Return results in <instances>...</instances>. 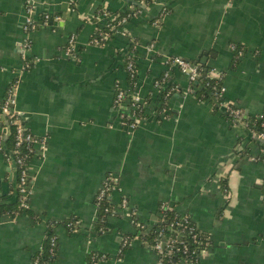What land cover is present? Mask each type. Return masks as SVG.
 <instances>
[{
    "label": "crops",
    "instance_id": "0c3cea01",
    "mask_svg": "<svg viewBox=\"0 0 264 264\" xmlns=\"http://www.w3.org/2000/svg\"><path fill=\"white\" fill-rule=\"evenodd\" d=\"M26 1L0 0V102L19 79L15 110L45 147L28 162L33 217L0 215V264H35L48 222L72 217L73 233L52 228L56 257L46 264H88L91 253L107 256L96 264H158L137 235L119 256L123 235L136 234L125 212L108 216L106 231L96 230L94 200L107 176L119 187L113 204L125 198L145 227L158 221L163 202L188 214L211 239L198 264H264V148L246 127L186 94V77L166 63L174 57L196 63L206 55L205 64L224 74L225 101L247 116L261 114L264 0H152L102 46L89 45L103 25L97 9L116 13L137 0H29L36 20L50 16L48 26L31 32L23 29ZM71 35L77 60L64 55ZM234 43L243 48L236 64ZM131 44L133 91L153 94L134 131L120 124L113 106L115 83L127 87L123 61ZM24 61L30 67L19 74ZM167 71L181 94L168 100L169 116L157 120L155 82ZM0 137L5 144L1 114ZM14 185L13 166L0 151V198L14 203Z\"/></svg>",
    "mask_w": 264,
    "mask_h": 264
},
{
    "label": "trees",
    "instance_id": "16d2710c",
    "mask_svg": "<svg viewBox=\"0 0 264 264\" xmlns=\"http://www.w3.org/2000/svg\"><path fill=\"white\" fill-rule=\"evenodd\" d=\"M138 4H141L147 7L152 0H137ZM102 9H97V15L101 12ZM141 11V9L137 6H132L123 11L111 13L108 11H104L109 15H113L114 18L112 20L106 21L109 26H104L102 28V32L107 33L108 39L114 36L116 31L123 29L124 25L128 23L131 19L135 18L134 12ZM125 18V22H123ZM40 22V20H39ZM98 33V32H97ZM97 33L94 35L97 36ZM234 49L231 51L234 53L233 63L236 64L238 58V52L242 53V45L234 43ZM133 49L132 44L129 47V50L124 55L123 63H126V56ZM191 65H196L199 67L201 71V76L191 84V87L194 88L192 95L199 102H208L211 104L213 109L217 112H221L229 121L233 124L243 125L255 136L256 141H258L261 146L264 148V141H260L256 138V136L260 133H264V111L261 114L256 116H247L243 111L239 118H234L227 111L222 108V104L225 101L224 96H220V89L223 87V77L224 74L221 73L220 78H216L210 75L211 67L201 62H192ZM159 88H156V94L153 98L155 108H154V116L157 120H160V116L164 115L165 117L169 116V114L164 113V110L167 108L168 100L174 96L175 94H181L180 89H177L176 83L173 81V76H168L166 79L162 80V76L158 79ZM127 87L124 90V103L126 107V112L124 114V119L127 123L132 122V118L130 116L129 108L132 104L131 101V92L134 88V82L132 80L127 79ZM169 93L168 96H166ZM152 93L142 97L145 104H135L137 106L134 111L135 114L142 120L146 119L148 113L146 112L145 106L152 99ZM4 102H0L1 104ZM236 107V106H235ZM132 112V111H131ZM20 118V117H19ZM21 119V118H20ZM1 121L4 128H6L5 133V144L0 142V151L4 155L5 159H8L9 163L12 164L14 172H15V185L13 188L14 194L16 196V200L14 203H9L4 201V199L0 198V215L6 216L11 220L22 214H29V216L33 217L30 213V198H21L19 195V168L15 163V159L17 157L25 156L26 158H32V155L28 152L26 142H22L18 147H16V138H15V127L13 125L7 126L8 118L1 115ZM108 177V176H107ZM31 183V178L29 177L27 184L28 186ZM118 183H116V186ZM111 186H114V182H111ZM261 189L264 194V182L261 184ZM112 194L110 196L105 197L100 203L97 204L96 200H94V205L96 204V212L97 218L95 222L96 230L98 231H106L107 230V222L106 219L108 216H116L118 212L121 210L120 204L121 199L119 200V206L116 207L112 201ZM264 196V195H263ZM21 204H25L22 206ZM162 204H164V208H161ZM108 208L111 212H104V209ZM159 218L158 221L150 226L145 227L141 224H133L134 229L136 231L134 235H123L126 236L129 240H132L135 237H139L144 239L149 243L151 249L155 244V236L161 228H165L169 224H173L172 232H169V237L173 238L175 242L170 246H163L164 253L158 256L161 260V264H176L182 260H185V264H198V256L203 251L208 249L211 246V239L208 234L202 233L198 230L195 223L191 220V217L188 214H180L176 211V209L168 202H163L159 204L158 208ZM187 218V222L183 220V218ZM57 225H62L68 233H73L75 231L77 225V219L72 217L67 219L66 221L60 222H48V230L49 234L45 238L40 252H37L33 258V262H37L38 264H46L53 262L56 257V236L51 231ZM168 235V232L166 233ZM137 235V236H136ZM130 246V245H129ZM129 246H126L123 251L128 249ZM171 251L170 255H165ZM120 254L119 256H121ZM38 258V259H37ZM107 256L101 253H91L88 257V264H96L99 261L106 260Z\"/></svg>",
    "mask_w": 264,
    "mask_h": 264
},
{
    "label": "built area",
    "instance_id": "2783aa9c",
    "mask_svg": "<svg viewBox=\"0 0 264 264\" xmlns=\"http://www.w3.org/2000/svg\"><path fill=\"white\" fill-rule=\"evenodd\" d=\"M104 11L106 10H102L101 12H99V14L97 15V18L99 20H102V26L99 27L98 29V33L97 36H93L90 40H89V45L92 46H102L106 43V41L108 40V35L105 32H102V28L104 26H109L106 21L108 20H112L114 18L113 15H109L107 13H105ZM141 14V11H136L134 12V16H139ZM50 21V16L47 14H43L40 17V22L39 20H36V10L34 5L27 0L25 2L24 5V25H23V29L25 30V32H31L33 30H35L37 27L39 26H43L46 27L48 26V23ZM123 22H125V18L123 20ZM74 40H75V36L71 35L68 39L67 45L65 46L64 49V55L69 57L70 59L73 60H77V54L75 51V46H74ZM153 44H150L147 47L148 51L153 50ZM134 49V48H133ZM230 49H234V46H230ZM241 52H238V56H240ZM166 63L169 67H177L178 70L186 77L187 81H188V88L186 90V94H192V92L194 91V88L191 87V84H193L200 76H201V71L199 69L198 66L196 65H191L189 62L183 60L182 58H167ZM30 67V63L28 61H24L23 65L20 68L19 74H22L26 69H28ZM125 71L127 74V79L132 80L135 83V53L134 50L130 51V53L128 54V56H126V63H125ZM210 75L216 77V78H220L221 77V73L220 72H215L213 69H211V71L209 72ZM169 76V72H164V74L162 75V80L166 79ZM19 85V79H15L8 87V90L6 92V96L4 99V102L1 104L0 106V114L3 115L4 117L8 118V122H7V126L13 125L15 127V138H16V147H18L22 142H26L27 144V149L28 152L30 153V155H32V158L42 154V151L45 147V139L44 138H37L35 136H33L29 130H27V128L23 125L21 119L19 118V113L15 110V104H16V90L18 88ZM135 85V84H134ZM159 81L157 80L155 82V87L159 88ZM124 88H121V86L119 85L118 82L115 83V95H114V99H113V106L115 108V110L120 112V124L125 127L126 129H128L129 131H134L143 121L142 119H140L136 114H135V110L137 108V106L135 104H145L143 101V98L140 97L136 91H132L131 92V101L132 104L129 108L130 116L133 119L132 122L127 123L124 119V114L126 112V107H125V103H124ZM224 91L225 88L224 86L220 89L219 93L220 96L224 95ZM169 93L166 95L168 96ZM148 104V103H147ZM146 104V106H147ZM145 106V107H146ZM222 108L227 111L231 116H233L234 118H239L241 116L242 110L239 109L237 106L235 107V104L233 103H228L227 101H224L222 104ZM132 111V112H131ZM165 113V110H164ZM5 133H6V128H5ZM1 138V137H0ZM256 138L260 141H264V133H260L256 136ZM264 152V150H263ZM264 155V154H263ZM31 157L26 158L25 156H20L17 157L15 159V163L17 164L18 168H19V195L21 198H30L31 192H30V185L28 186L27 181L30 177L29 175V171H28V162L32 159ZM6 162L9 163L8 159H5ZM252 160L256 161V159L252 158ZM262 161V163H264V156L260 159ZM111 182H114V186H111ZM117 181L115 180V178L108 176L106 177L96 196H95V200L98 203H100L105 197H108L111 195V193L113 192H117L119 191V187L118 185L116 186ZM263 202H264V196H263ZM22 206H24L25 204H21ZM96 207V204H95ZM121 212H125L131 220V223L134 224L136 221V224H138L136 216H135V212L132 211L131 209H129L127 201L125 198L122 197L121 199ZM164 204H162L161 208H164ZM104 212H111L110 209L105 208ZM184 221L187 222V218L184 217L183 218ZM172 226L173 224H169L168 226H166L165 228H161L160 230H158L156 236H155V244L152 247V250L155 253V256L157 257L158 260V264H161V260L158 256H160L161 254L164 253L163 250V246H170L171 244H173L175 242V240L173 238L169 237V232H172ZM168 232V235L166 234ZM132 240H129L126 236L122 237L121 240V244L119 247V255L122 254L124 251L123 249L126 246H129L131 244ZM41 250V249H40ZM39 250V252H40ZM207 251L203 250L201 253ZM171 251H168V253H166L165 255H170ZM200 253V254H201ZM199 254V255H200ZM199 257V256H198ZM38 259V258H37ZM35 264H38L36 261L34 262ZM176 264H185V260H182Z\"/></svg>",
    "mask_w": 264,
    "mask_h": 264
},
{
    "label": "water",
    "instance_id": "95a60500",
    "mask_svg": "<svg viewBox=\"0 0 264 264\" xmlns=\"http://www.w3.org/2000/svg\"><path fill=\"white\" fill-rule=\"evenodd\" d=\"M134 5L137 6V7H139L142 11L146 12V8H145V6H143V5H141V4H138V3H135ZM212 57H213V56H212ZM206 61H207V56L204 55V57L201 58V63H204V64H205Z\"/></svg>",
    "mask_w": 264,
    "mask_h": 264
}]
</instances>
